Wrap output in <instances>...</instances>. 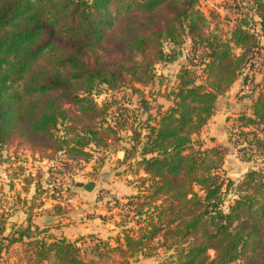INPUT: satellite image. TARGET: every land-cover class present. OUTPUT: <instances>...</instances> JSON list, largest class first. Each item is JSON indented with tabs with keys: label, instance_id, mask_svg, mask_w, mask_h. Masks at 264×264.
<instances>
[{
	"label": "trees",
	"instance_id": "trees-1",
	"mask_svg": "<svg viewBox=\"0 0 264 264\" xmlns=\"http://www.w3.org/2000/svg\"><path fill=\"white\" fill-rule=\"evenodd\" d=\"M253 10L263 30L264 0ZM245 19L223 39L196 0H0V152L22 144L68 167L117 148L136 191L114 206L125 220L107 240L50 233L31 206L21 224L0 209L1 264L12 247L25 264H139L159 250L158 264H264V167L234 185L222 175L226 149L195 141L261 49ZM187 42L169 86L156 66ZM122 90L136 101L98 103ZM246 97L234 146L241 161H263L264 73ZM26 180L31 200L40 186ZM227 194L237 197L224 207Z\"/></svg>",
	"mask_w": 264,
	"mask_h": 264
},
{
	"label": "rangeland",
	"instance_id": "rangeland-1",
	"mask_svg": "<svg viewBox=\"0 0 264 264\" xmlns=\"http://www.w3.org/2000/svg\"><path fill=\"white\" fill-rule=\"evenodd\" d=\"M201 5L203 6L199 8L197 4V9L205 18L207 17L209 31H219L223 39H228L235 24L245 17L246 29L254 36L261 48L251 64L242 71V77L237 80L238 82L230 90V93L218 99L210 122L208 121L200 134L195 137V141L201 143L203 149L216 146L226 149L221 168L223 174L221 172L220 174L237 185L243 180L247 170L252 167H264V160H257L256 154L253 155L254 158L250 162L240 160L242 153L237 152L234 146L236 135L232 134V125L238 114L243 110L248 111L245 110L249 100L246 97L248 90L251 86L261 82L262 73H264V29L262 30L259 26L260 20L254 13L253 0H209L207 5ZM188 49L187 42L177 52L172 64L156 66L158 75L166 76L169 86L180 65L185 63ZM234 51V53L237 52V50ZM243 77L248 79L246 85H242ZM124 91L106 97L103 95L98 99V103L106 99V101H115L120 105L133 104L136 101L135 96H131L129 93L123 94ZM122 136L124 137V135ZM116 150L117 148L112 151L91 152L93 158L90 163L78 166L71 163L66 167L62 156L49 161L47 159L40 160L37 153H33L22 144L14 143L4 147L0 152V206H3L0 208L1 211L5 212L4 214H11L9 221L16 224L27 217L20 209L31 206V217L35 220L47 221L48 225L46 226L49 227L50 233L55 235L62 227L72 228L75 227V224L88 220V218L96 219L101 217L100 215H103V218H98L99 220L112 225L119 224L122 217V220H125L124 208H115L114 206L125 203V197L136 194V191H134L135 186L133 185L135 178L125 170V167L116 162L114 153ZM248 155H250L249 152ZM99 160L100 162H98ZM29 177L32 179L31 184L35 183L38 187L40 186L37 195L31 200L30 196L34 193L33 186L25 182ZM88 182L99 184L89 197L73 191L76 183L86 184ZM23 189L29 191L28 194L23 192ZM234 193L236 194V192ZM227 195L224 207L232 204L237 197L234 194ZM93 207H97L98 211L94 212ZM81 211L89 216L81 215ZM17 250L19 251L18 248ZM14 251H16V247H12L4 255L3 264H13L16 261L25 264L24 260L19 261L18 257H15ZM163 255V251L159 250V256L151 259L155 264H158ZM239 264L242 263L239 262Z\"/></svg>",
	"mask_w": 264,
	"mask_h": 264
},
{
	"label": "crops",
	"instance_id": "crops-1",
	"mask_svg": "<svg viewBox=\"0 0 264 264\" xmlns=\"http://www.w3.org/2000/svg\"><path fill=\"white\" fill-rule=\"evenodd\" d=\"M237 82L238 81H236L233 84V86L230 88V90H232V88L234 87V85ZM230 90L225 95L230 93ZM249 106H250V101L248 100V105L245 107L246 108L245 110H248ZM114 153H115V156H116L115 159L117 161H121L122 158H123V153L119 152V151H116ZM129 192H131V191H129ZM129 194H131V193H129ZM92 210L94 212L98 211L97 207H93ZM80 214L84 215V216L87 215V213L86 214L82 213V211L80 212ZM87 216H89V215H87ZM100 216L101 217H98L99 219L103 218V215H100ZM98 218L93 219V220H90L88 218V220H84L83 222H80L79 224H75V227H72V228L71 227H67V228L62 227L61 230L56 233V235H62L63 237H65V238H67L69 240H74V239H76L79 236H87V235H93V236H95V237H97L99 239H102V240H107L108 238L114 237L116 235V233L118 232V229L114 225H112V224H110L108 222H104L102 220H99ZM23 222H24V219H21L16 224H21ZM139 264H155V262H154L153 259H151L150 261H146V260L141 261Z\"/></svg>",
	"mask_w": 264,
	"mask_h": 264
},
{
	"label": "water",
	"instance_id": "water-1",
	"mask_svg": "<svg viewBox=\"0 0 264 264\" xmlns=\"http://www.w3.org/2000/svg\"><path fill=\"white\" fill-rule=\"evenodd\" d=\"M98 186L99 184L94 182H88L86 184L76 183L74 185L73 191L88 197L96 188H98Z\"/></svg>",
	"mask_w": 264,
	"mask_h": 264
},
{
	"label": "built area",
	"instance_id": "built-area-1",
	"mask_svg": "<svg viewBox=\"0 0 264 264\" xmlns=\"http://www.w3.org/2000/svg\"><path fill=\"white\" fill-rule=\"evenodd\" d=\"M197 1V4H198V6H199V8H200V6H203V5H201V4H205V5H207L208 3H209V0H196ZM207 18V17H206ZM257 54H259V51H258V53ZM256 54V55H257Z\"/></svg>",
	"mask_w": 264,
	"mask_h": 264
}]
</instances>
